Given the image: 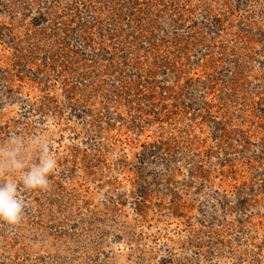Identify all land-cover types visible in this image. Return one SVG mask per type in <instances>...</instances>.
I'll use <instances>...</instances> for the list:
<instances>
[{"label": "rangeland", "instance_id": "1", "mask_svg": "<svg viewBox=\"0 0 264 264\" xmlns=\"http://www.w3.org/2000/svg\"><path fill=\"white\" fill-rule=\"evenodd\" d=\"M9 137L0 264H264V0H0Z\"/></svg>", "mask_w": 264, "mask_h": 264}, {"label": "clouds", "instance_id": "2", "mask_svg": "<svg viewBox=\"0 0 264 264\" xmlns=\"http://www.w3.org/2000/svg\"><path fill=\"white\" fill-rule=\"evenodd\" d=\"M23 140L9 137L7 146H0V176L15 177L19 173V183L25 191L47 190L49 175L56 168V160L50 154V149L40 144L39 138L32 143L40 146L38 162L25 170L23 161L18 158ZM20 188L13 179L0 183V222L17 225L25 212V202L20 197Z\"/></svg>", "mask_w": 264, "mask_h": 264}]
</instances>
